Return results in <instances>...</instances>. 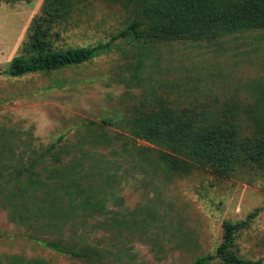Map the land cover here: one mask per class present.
<instances>
[{
	"label": "rangeland",
	"instance_id": "obj_1",
	"mask_svg": "<svg viewBox=\"0 0 264 264\" xmlns=\"http://www.w3.org/2000/svg\"><path fill=\"white\" fill-rule=\"evenodd\" d=\"M45 1L0 0V133L9 136L0 139L3 159L60 140L71 150L67 159L78 154L80 176L107 202L106 217L82 226L88 241L107 249L104 264H190L214 256L224 222L248 221L256 209L237 234L235 250L264 264V173L171 172L141 160L134 149L125 151L135 143L123 121L165 100L178 109L213 112L254 104L264 87V28L241 29L211 43H142L117 37L135 19L136 0H79L73 18L57 28L56 45L107 49L81 65L9 75ZM102 134L110 143L95 140ZM136 145L155 147L143 139ZM5 254L89 264L34 240L0 206V259Z\"/></svg>",
	"mask_w": 264,
	"mask_h": 264
},
{
	"label": "trees",
	"instance_id": "obj_2",
	"mask_svg": "<svg viewBox=\"0 0 264 264\" xmlns=\"http://www.w3.org/2000/svg\"><path fill=\"white\" fill-rule=\"evenodd\" d=\"M78 1H45L42 14L28 29L23 52L7 68L9 75L81 65L107 49V44L56 45L61 36L57 28L73 18ZM134 11L135 19L117 37L142 43H211L241 29L264 28V0H136ZM123 121L135 143L125 151L134 149L141 160L171 172L189 175L198 169H212L226 176L246 168L264 173V87L254 104L241 111L178 109L165 100ZM8 138L0 133V139ZM99 139L111 141L105 134L95 140ZM138 139L155 147L137 146ZM60 142L26 154L8 146L14 150L11 159H3L5 149L0 150V206L12 222L25 226L31 238L51 250L89 264H104L107 249L88 241L82 226L90 219L106 217L107 202L96 198L92 192L95 185L86 184L80 176L78 154L67 159L71 150ZM258 212H252L248 221H225L217 253L200 256L190 264H262L261 260H244L235 250L237 234ZM0 264L49 263L42 258L5 254Z\"/></svg>",
	"mask_w": 264,
	"mask_h": 264
}]
</instances>
